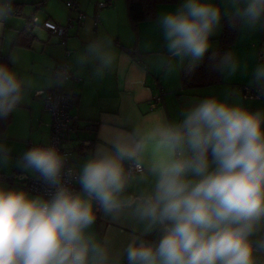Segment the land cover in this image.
I'll return each instance as SVG.
<instances>
[{
    "label": "clouds",
    "instance_id": "obj_1",
    "mask_svg": "<svg viewBox=\"0 0 264 264\" xmlns=\"http://www.w3.org/2000/svg\"><path fill=\"white\" fill-rule=\"evenodd\" d=\"M222 4L182 0L157 16L168 54L180 65L187 61L189 73L211 47L222 16L234 17L233 28L239 21L249 31L264 29V0ZM15 12L14 0H0V30ZM20 59L13 50L0 63V121L36 87L14 67ZM116 60L97 39L76 63L94 64L102 78ZM240 67L226 52L213 70L227 78ZM49 72V88L68 79L65 70ZM253 82L264 93V63ZM235 95L203 97L178 120L157 116L117 127L77 168L55 145L28 148L15 166L35 175L45 194L0 185V264H264V111L231 102ZM11 160L0 145V166ZM98 214L129 229L121 249L95 232ZM152 234L153 241L144 239Z\"/></svg>",
    "mask_w": 264,
    "mask_h": 264
},
{
    "label": "crops",
    "instance_id": "obj_2",
    "mask_svg": "<svg viewBox=\"0 0 264 264\" xmlns=\"http://www.w3.org/2000/svg\"><path fill=\"white\" fill-rule=\"evenodd\" d=\"M40 1L14 0V3L21 4L20 14H14L0 30V56L15 50L21 59L14 67L21 75L31 78L36 86L11 113V122L0 135V145L8 148L12 156L8 165L0 166L2 186L18 188L13 181L22 176H33L16 168L15 160L28 148L47 143L50 139L51 115L48 122L44 121V114L49 111L43 108L42 98L35 95L34 90L41 87L54 88L46 86L49 69L63 60L68 62L70 70L79 77L78 80H66L61 86L75 99L71 110L74 129L62 145L68 163L76 168L84 162L99 139L109 138L117 127L130 128L142 119L157 116L166 117L170 121L178 120L180 113L198 102V96L203 94L224 97L226 92L235 91L236 95L229 98L231 102L240 103L250 111H264L262 99H250L246 104L239 100L240 86L255 85L253 71L257 64L264 63V60L258 59L261 53L264 54V40H261L260 29L249 31L240 27L236 43L231 48L241 65L235 75L227 78L222 75L220 82L211 85L183 88L179 80L182 65L178 58L165 54L154 56L151 53L164 52L163 45L148 48L142 42L141 35H145L148 29H159L156 24L158 8L156 18L150 20L154 22L141 21L134 31L127 17L125 0H111V5L103 8H98L97 4L104 0H76L87 16L80 25L74 24L68 28L67 48L71 53L65 58V47L40 23L29 31L35 36L31 48L13 45L15 37L26 28L27 20L32 14L39 21L48 19L61 25L67 23L71 11L66 0H44L45 4L37 8ZM162 4L157 7H162ZM220 33L221 23L210 37L209 49L217 47ZM97 39L106 42L117 57L113 69L102 78L94 75V64L80 66L76 63L77 56L85 51L87 44ZM125 46H135L137 55H131L125 50ZM158 93L162 96L161 102L150 108L149 102ZM176 94V100L180 104L178 108L171 104ZM34 113L39 118L36 127L28 120L29 115L32 117ZM91 125L96 126V129ZM91 140H94L93 143H88ZM94 230L101 238L107 235L115 249H121L127 243L129 229L124 225L111 224L100 214ZM155 238V234L144 237L147 241ZM124 264H127L126 260Z\"/></svg>",
    "mask_w": 264,
    "mask_h": 264
},
{
    "label": "built area",
    "instance_id": "obj_3",
    "mask_svg": "<svg viewBox=\"0 0 264 264\" xmlns=\"http://www.w3.org/2000/svg\"><path fill=\"white\" fill-rule=\"evenodd\" d=\"M45 4L44 0H41L37 4V8H41ZM66 4L69 7L71 14L67 19L65 25L55 23L51 20L39 21L35 14H32L27 20V28L31 29L35 25H40L47 29L50 33L58 38L61 45L65 47L64 57H68L71 51L67 48L68 28L74 24H81L86 18V13L80 8L76 0H66ZM111 5V0L100 1L97 4L98 8H103ZM72 12L75 14L73 15ZM99 14H97L98 16ZM97 23V19L95 20ZM258 59L264 60V54H260ZM53 68L65 70L69 75L67 80H78V76L72 72L69 68V64L66 60L57 63ZM240 93L245 99H262L264 100V93H261L256 84L255 85H242L240 86ZM36 95L42 98L43 108L50 112L51 115V128L50 139L47 143L37 144L33 146H49L55 145L62 154H66L63 150V141L67 139L74 129L72 124L71 110L74 106L75 99L72 95L65 92L61 87H54L51 89H45L43 95ZM162 100L160 93L154 96L149 102L150 108L158 105ZM32 146V147H33ZM69 167L76 168L68 163ZM18 188H23L26 191L35 193L37 195L45 194L44 185L35 176H22L13 181Z\"/></svg>",
    "mask_w": 264,
    "mask_h": 264
},
{
    "label": "trees",
    "instance_id": "obj_4",
    "mask_svg": "<svg viewBox=\"0 0 264 264\" xmlns=\"http://www.w3.org/2000/svg\"><path fill=\"white\" fill-rule=\"evenodd\" d=\"M127 5V17L131 28L136 31L137 26L141 21L152 20L156 18L157 6L162 3H170L177 0H125ZM20 3H15L16 12L15 14H20ZM18 7V8H17ZM234 17L229 14L225 15L221 19V33L217 37L218 45L213 49H209L205 54L202 61L192 70L190 73L187 68V63L185 62L179 72L180 85L183 88H196L201 86H207L214 83H218L222 79V74L219 71L213 70V65L216 64L220 58L226 53L231 52L232 46L236 43L237 37L239 35V21L237 27L233 28L231 25L233 23ZM30 29L27 27L21 30L13 41L14 46L31 48L35 40V36L31 35ZM261 40H264V29H260ZM131 55H137V49L135 46H125ZM9 54H4L0 56V63L8 62ZM11 122V114L7 120L0 121V135L4 132L8 124ZM91 127L95 130L96 126ZM51 128V127H50ZM94 140L88 143H93Z\"/></svg>",
    "mask_w": 264,
    "mask_h": 264
},
{
    "label": "rangeland",
    "instance_id": "obj_5",
    "mask_svg": "<svg viewBox=\"0 0 264 264\" xmlns=\"http://www.w3.org/2000/svg\"><path fill=\"white\" fill-rule=\"evenodd\" d=\"M120 1H124V0H120ZM182 2V0H177V1H174V2H170V3H163L162 5H160V6H162V7H157L158 8V14L159 13H163V12H167V9L166 8H168V11H172V10H174L175 8L174 7H177V6H179V4ZM213 2L214 3H216V4H218V5H220L222 8H223V4H222V0H213ZM81 8V7H80ZM82 9V8H81ZM83 10V9H82ZM153 20V19H152ZM149 22H154V21H150V20H148ZM41 22V21H40ZM152 24H154V23H152ZM36 26V25H35ZM154 26H156V25H154ZM154 28H156V27H154ZM142 36V42H143V44L144 45H146V47H150V48H153V47H162L161 45H163V47L165 48V50H164V52H153V53H151V54H154V56H159V55H161V54H165V55H167V56H170L169 54H168V52H167V50H166V47H165V42H164V39H163V36H162V33H161V31H160V29H158V31H155V30H153V28L152 29H148V31H147V33L145 34V35H141ZM36 91L37 90H34V93H35V95H36ZM178 94V93H177ZM177 94L176 95H174V97L173 98H175L172 102H171V104H173L174 106H176V108H178L179 107V103H178V101L176 100V99H178V97H177ZM209 95H211V94H209ZM180 96V95H179ZM203 97H207V95L206 94H203L202 96H198V98H197V100H199V99H201V98H203ZM222 99L224 98V97H221ZM239 100L241 101V102H243V103H247V102H250V99H245V98H243L242 97V95L241 94H239ZM183 102V101H182ZM253 111V110H252ZM48 112V111H47ZM21 117V116H20ZM50 114H49V112L48 113H45L44 114V121H49L50 120ZM22 118V117H21ZM38 117H37V115L34 113L33 115H32V117H30V115H29V118H28V120L30 121V123L32 122V124L36 127V124H37V122H38Z\"/></svg>",
    "mask_w": 264,
    "mask_h": 264
},
{
    "label": "water",
    "instance_id": "obj_6",
    "mask_svg": "<svg viewBox=\"0 0 264 264\" xmlns=\"http://www.w3.org/2000/svg\"><path fill=\"white\" fill-rule=\"evenodd\" d=\"M26 27H27V24H26Z\"/></svg>",
    "mask_w": 264,
    "mask_h": 264
}]
</instances>
